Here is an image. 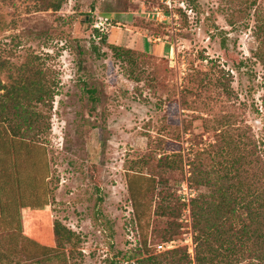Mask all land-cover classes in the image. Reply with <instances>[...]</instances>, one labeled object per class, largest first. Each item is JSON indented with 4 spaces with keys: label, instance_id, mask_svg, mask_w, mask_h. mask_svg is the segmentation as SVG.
Returning <instances> with one entry per match:
<instances>
[{
    "label": "rangeland",
    "instance_id": "rangeland-1",
    "mask_svg": "<svg viewBox=\"0 0 264 264\" xmlns=\"http://www.w3.org/2000/svg\"><path fill=\"white\" fill-rule=\"evenodd\" d=\"M38 5L0 0V59L12 69L38 62L56 83L52 108L34 107L47 125L39 140L17 143L16 155L0 144V197L7 201L15 190L17 202L0 212V264H142L143 257L164 251L156 244L175 222L181 232L172 236L174 247L185 246L182 197L197 193L186 186L190 159L198 157L195 162L215 173L219 156L211 143L220 129L257 140L264 134V64L255 54L264 0ZM7 75L0 72L5 81ZM185 88L192 92L182 108ZM244 138L240 153L250 148ZM163 155L170 166H159ZM140 157L148 162L135 164ZM13 160L19 170L6 183L3 166L15 169ZM92 161L98 188L89 178ZM37 174L42 180L35 185L43 187L36 203L47 198L50 221L59 218L75 233L47 258L33 240L55 247L52 225L50 238L37 235L32 229L42 223L27 208ZM164 194L177 214L156 215Z\"/></svg>",
    "mask_w": 264,
    "mask_h": 264
},
{
    "label": "trees",
    "instance_id": "trees-1",
    "mask_svg": "<svg viewBox=\"0 0 264 264\" xmlns=\"http://www.w3.org/2000/svg\"><path fill=\"white\" fill-rule=\"evenodd\" d=\"M61 4L62 0H39L38 8L58 10ZM256 37L258 47L255 54L264 64V53H262L264 22L258 25ZM35 57L38 56L35 55ZM2 70H7L8 80L5 81L0 77V137L2 138L0 144L4 148H10L16 155L17 143L24 147L31 140L38 141L39 133L47 127L44 123V113L34 107L42 105L52 108L56 83L48 82L46 74L49 72L48 69L31 60H26L19 67L12 69L7 66L5 60L0 59V72ZM227 85L228 83L222 81L226 91H228ZM191 92V88H185L181 93L179 100L182 108H187L186 93ZM262 100L264 104V94ZM219 136V139L211 143L218 156L222 157V159L217 157L215 173L208 171L202 161L195 162L198 157L190 159L191 169L187 183L189 187L197 190L190 199L191 226L195 242L193 258L185 244L183 247L176 246L160 253H151L143 257L142 264H250L253 259L264 264V134L257 140L245 133L236 135L227 129H220ZM244 137L248 139L244 142L250 148L244 147L245 152L240 153V143L245 139ZM251 159L253 164L250 162ZM92 162L89 178L98 188V164L96 161ZM139 162L147 163L148 159L140 157L135 164ZM158 164L170 166L169 157L163 155L158 159ZM12 165H15V169H13L14 166L13 168L3 166L6 183H13L10 177L13 171L18 173L19 169L15 161ZM151 176H149L150 180L155 181V177ZM15 178L18 189L21 184L20 179ZM39 180L42 178L37 174L33 180L34 184L29 187L33 203L27 208L32 211H30L32 220L36 217L35 221L42 223L41 226L34 225L32 229L38 233L37 235L50 238L49 226L52 225L55 247L41 245L32 239L34 244L40 246L47 258L49 256L47 253L55 249L54 254H56L59 252L56 249L64 247L66 242H71L75 233L59 218L50 221L47 198L41 205L36 203L39 186L43 187L42 184L38 187L35 185V182ZM202 186L207 188L206 191L201 190ZM128 190L131 191L130 183H128ZM42 193L46 195L47 189L44 188ZM6 196L9 198L7 201L0 197V212H5L7 209L11 211L17 207L15 190ZM16 197L19 196L16 195ZM161 199L165 200L166 204L162 202L156 206V215H164L166 212L171 215L172 211L175 213L171 210L172 205L168 201V196L164 194ZM182 205L184 209L185 202H182ZM182 205L180 203V208ZM179 227L178 222L164 227L161 233L163 241H169L173 235H178L181 232ZM246 257L248 261L242 262Z\"/></svg>",
    "mask_w": 264,
    "mask_h": 264
},
{
    "label": "built area",
    "instance_id": "built-area-1",
    "mask_svg": "<svg viewBox=\"0 0 264 264\" xmlns=\"http://www.w3.org/2000/svg\"><path fill=\"white\" fill-rule=\"evenodd\" d=\"M186 186L190 189V187L188 186V183L186 181ZM193 196V193L191 192H187L186 191V196L182 197L183 202H185V208H184V213L183 214V218H184V222H187V225L184 226L183 228L185 229V231L183 232V235L186 237L185 241H186V245H187V251L189 252V254L191 255V257L193 258L194 256V252H195V242L193 239V231H191L192 226H191V214H190V199ZM157 246V250H165L168 248H172L175 246V240L174 239H170L169 241H164V242H160L156 244Z\"/></svg>",
    "mask_w": 264,
    "mask_h": 264
}]
</instances>
